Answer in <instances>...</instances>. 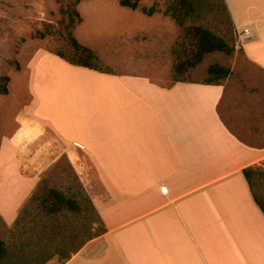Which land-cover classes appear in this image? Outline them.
I'll list each match as a JSON object with an SVG mask.
<instances>
[{"label":"crops","instance_id":"1","mask_svg":"<svg viewBox=\"0 0 264 264\" xmlns=\"http://www.w3.org/2000/svg\"><path fill=\"white\" fill-rule=\"evenodd\" d=\"M224 2L235 30L251 33L241 43L245 57L264 72V0ZM108 6L85 13L86 19L79 4L82 22L75 29L78 42L107 72L73 66L44 51L31 60L46 54L42 60L61 68L44 75L45 96L51 91L46 84L54 83L49 98L59 99L58 111L54 104L42 120L34 116L44 136L47 129L51 134L40 165L45 171L52 164L48 155L57 143L104 227L62 264H264V211L242 172L259 167L264 149L241 142L221 120L222 85H160L154 77L158 62L141 52L137 38L146 22L116 15ZM99 38L104 45L110 39L122 44L97 48ZM9 141L19 150L17 140ZM5 151L0 148V163L7 159L14 169L13 150ZM8 174L13 180L16 170ZM29 190L22 189L16 202L10 193L11 203L0 192L5 225L14 221ZM4 205L14 207L13 217L3 214Z\"/></svg>","mask_w":264,"mask_h":264},{"label":"rangeland","instance_id":"2","mask_svg":"<svg viewBox=\"0 0 264 264\" xmlns=\"http://www.w3.org/2000/svg\"><path fill=\"white\" fill-rule=\"evenodd\" d=\"M95 1L100 4L80 1L77 6L75 5L74 10L79 12L80 4V11L86 17L85 13L87 12L92 15L93 12L97 11V14L101 9L104 10L105 8H101L100 5L105 4L106 6L111 5L112 7L108 6L107 9L114 11L117 13L116 15L129 14L134 21L146 22L141 24L140 34L137 38H141V52L147 54L149 59L153 58L158 62L157 65L156 63L151 64L158 67L154 77L160 85L168 87L173 83V69L180 64L185 66L176 78L198 83H203L207 79V69L211 65L218 64L228 68L230 74L221 83L224 87V94L218 105V114L225 126L241 142L250 147L264 149V72L245 57L238 31L224 17L215 13L211 8L212 0L190 1L192 9L186 11L182 27H179L170 17L164 16L162 12L149 18L141 13L140 8L135 11L122 9L119 6L120 0ZM215 1L221 5L219 0ZM166 4L167 0H139V7L155 6L161 11L165 10ZM65 7L66 0H0V77L9 78L8 94L0 95V148L6 149L5 153L13 150V155L15 154L12 155L15 163L14 169L5 157L7 164L0 163V192H3V201L6 203L9 196L11 197L10 193L15 195L16 202L17 200L21 201V198L18 199L17 196L21 194L22 189H30V192L25 193V197L26 195L27 197L23 198L24 201L21 203L14 221L7 226L0 219V240L8 244L13 242L10 230L23 209L27 208V212H30L29 219L40 211L38 201L32 200V198L34 195L40 196L41 189L38 190V188L43 186L62 193L67 198H73L76 205L80 207L78 214L70 215L76 229L78 228L79 233L81 232L79 238L74 240L75 245L86 238L100 235L104 230L103 225L99 222L89 226L90 230L84 229L85 218L89 216V212L86 210L88 206L83 200L88 195L69 161L61 154L57 143L50 147L53 152L48 155L53 161L52 164L45 171L40 165L46 154L45 143H47V138L50 139L51 134L47 129L44 136L42 125L34 121V116L42 120L45 109L48 112L47 109L54 104L58 111L59 99L49 98L51 91L54 90L52 87L54 83L46 84L51 86V91L49 93L48 88L47 96H45L44 78L55 73L59 66L54 67L57 64L52 63V59L42 60L46 54L34 63L31 60L40 51H44L56 60H59L58 56L56 57L52 52H61L67 57H72L71 42L68 37L63 36L68 33L70 27L68 20H65ZM73 21L75 22L76 18ZM130 25L126 20L125 27L129 28ZM46 27L52 32L51 35L43 39L34 37L36 31H43ZM191 27L208 30L219 38L231 34L235 44L234 53L231 56L220 52L206 54L196 65L186 66L191 61L192 52L182 53V51L186 52V49L188 52L191 49L187 41H184V35ZM71 34L75 37V30ZM143 39L146 40L142 41ZM101 40L99 38L95 41L97 48L111 47L110 49H113L122 44L110 39L104 45ZM155 65H151V67ZM54 87L60 89L59 84ZM54 95L58 97V89ZM14 135L15 138H13ZM9 139L17 140L16 146L20 147L19 150L12 148V141L10 142ZM10 163L12 165V161ZM258 168L264 173V159ZM8 170L9 172L16 170V174L24 182L19 181L16 174L12 180ZM31 179L37 181L33 186L28 182ZM256 188L259 193L257 197L264 210V176ZM9 202L11 203L12 200L10 199ZM1 210L7 218L14 215L13 206L4 205ZM35 225L39 232L47 231L40 227V224ZM47 228L49 233L53 231V227L50 225ZM61 263L62 261L55 257L46 264Z\"/></svg>","mask_w":264,"mask_h":264},{"label":"trees","instance_id":"3","mask_svg":"<svg viewBox=\"0 0 264 264\" xmlns=\"http://www.w3.org/2000/svg\"><path fill=\"white\" fill-rule=\"evenodd\" d=\"M80 1L88 0H66V10L64 13L66 15L65 20H68V25L70 27L68 33H63V36L68 37L71 42L70 47L72 53H70L72 54V57H67L61 52L52 53L70 65L100 72H107L97 55H95L90 48L81 45L71 34V32H74L82 22L79 12L74 10L75 5L77 6ZM190 1L192 0H167L166 8L163 11L155 6L149 8L139 7V0H120L119 6L131 10H137L140 8L141 13L148 17L162 12L164 16L170 17L179 27H182V21L186 15V11L192 9V3H190ZM219 2L221 5H218L215 0H212L211 8L215 13L224 17L230 25H233L224 0H219ZM75 18L76 21L74 22L73 19ZM47 27L43 31H36L34 37L43 39L44 37L51 35L52 32L47 30ZM184 41H187L189 46H191V49L188 52L187 49L184 48L186 49V52L182 51V53L189 54L192 52V55L190 56L191 61H189V65L186 66L196 65L206 54L220 52L226 56H231L235 51V44L231 34H226V37L219 38L210 31L200 27H191L187 29V32L184 35ZM184 66V64H180L173 69L174 79L172 84L176 82H189L188 80L176 78ZM229 74L230 70L228 68L213 64L208 67L207 79L202 84L222 85L221 83L229 76ZM8 83V77H0V95L8 94ZM242 172L249 185L254 200L263 210L259 198L257 197V194L259 195V193L256 188L264 176L263 171L258 167H248ZM40 189V196L34 195L32 198V200L38 201V208L40 211L36 213L31 220L29 219L30 212H27V208L23 209L10 230L11 240H13V242L8 244L5 241L0 240V264H46L55 257L63 263L77 253L87 241L94 238H86L79 244L75 245L74 240L79 238L81 232L79 233V229H76L73 220L70 219V215L74 216L75 214H78L80 212V207L76 205L73 198H67L62 193L45 186L38 188V190ZM83 202L87 204L88 207L86 210H88L90 216L85 218L86 226L84 229L87 230L88 228V230H90L89 226L95 222H99L103 225L91 200L88 197H85ZM35 224H40V227L45 228L47 231L43 230L42 232H39L38 227H36ZM49 225L50 227H53V231L50 233L47 228ZM102 233H104V230H102L101 234Z\"/></svg>","mask_w":264,"mask_h":264},{"label":"built area","instance_id":"4","mask_svg":"<svg viewBox=\"0 0 264 264\" xmlns=\"http://www.w3.org/2000/svg\"><path fill=\"white\" fill-rule=\"evenodd\" d=\"M239 41L243 43L244 41L250 40L252 38L251 33L248 29L238 32Z\"/></svg>","mask_w":264,"mask_h":264}]
</instances>
